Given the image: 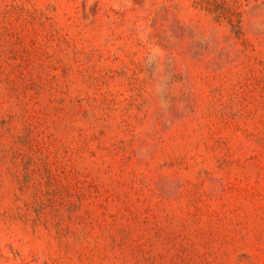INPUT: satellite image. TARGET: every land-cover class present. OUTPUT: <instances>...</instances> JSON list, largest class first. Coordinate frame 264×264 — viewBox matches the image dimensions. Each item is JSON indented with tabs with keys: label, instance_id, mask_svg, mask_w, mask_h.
I'll return each instance as SVG.
<instances>
[{
	"label": "rangeland",
	"instance_id": "1",
	"mask_svg": "<svg viewBox=\"0 0 264 264\" xmlns=\"http://www.w3.org/2000/svg\"><path fill=\"white\" fill-rule=\"evenodd\" d=\"M0 264H264V0H0Z\"/></svg>",
	"mask_w": 264,
	"mask_h": 264
}]
</instances>
